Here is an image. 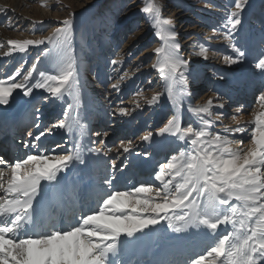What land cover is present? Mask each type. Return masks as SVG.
<instances>
[{"label":"snow or ice","instance_id":"1","mask_svg":"<svg viewBox=\"0 0 264 264\" xmlns=\"http://www.w3.org/2000/svg\"><path fill=\"white\" fill-rule=\"evenodd\" d=\"M249 3L250 0H235V10H228L221 26L223 38L230 42L234 54L224 57L226 64L239 65L245 60L246 49L238 46L239 41L235 37ZM142 11L153 13L154 9L145 7ZM74 18L75 14L73 19L61 21L63 27L55 28L50 35L41 39L22 44L9 42L21 52L25 51V45L45 47L28 69L21 72L17 68L9 76L12 81L10 86H5L0 80V105L15 103L13 93L19 90L23 103L31 104L36 110L28 114L29 119L24 126L38 129L41 125L34 91L47 93L40 97L41 103L55 100L63 105L58 123L46 126L35 136L31 131L27 132L35 142H39L46 133H51L53 128L64 130L71 139L75 126L81 129L86 127L80 123L79 73L71 48ZM117 27L127 29L129 25L119 21ZM133 33L131 31L128 35ZM176 36L177 33L171 31L168 34L170 45L154 49V55L163 54L162 62L153 64L152 68L158 69L159 76L165 81V91L156 93L148 101L149 105H155L161 97L166 96L173 104L175 114L156 135L175 137L185 145L152 174V180L159 182L155 189L159 202L147 195L152 189L143 183L133 189H117L113 183L116 175L110 172L103 180L105 187L99 192L95 207L88 206V193L85 190L73 189V220L61 226L49 209L53 204L62 205L65 189L61 187L64 179L61 173L69 171L73 165L87 167L81 145L72 141L71 149L66 154L56 155L54 161L47 153L14 157L0 152V190L4 193L0 195V217L4 218L0 220V264H135L124 259L129 246L142 241L148 235L145 230L151 231V226L157 225L161 219L166 222L167 229L176 234L163 237L166 243L175 248L186 246L204 232L216 236L224 226L223 234L211 245H206L203 251L182 262L172 261L171 264L264 262V112L255 115L249 135L251 146L246 150H232L229 147L232 141L226 136L209 131L213 121L204 119L202 114L213 115L211 99L203 106L188 105L187 111L200 122L196 127L191 123L182 126L181 109L185 105L177 99L173 85L181 84V95L190 96L189 77L195 81L198 75L190 68L192 62L181 56V45ZM260 36V55L255 67L264 73V32ZM207 52L208 48H202L199 55L207 60ZM42 58L51 59L53 71L38 69ZM110 63L116 66L120 61L112 59ZM15 77L21 79L17 81ZM111 87L119 92V81ZM139 91L142 90H138L137 94ZM24 97H33V100L26 101ZM65 97H72L73 102H66ZM217 100L216 107L224 109L223 96L217 97ZM258 100L264 107V92H261ZM139 107L137 102L136 108ZM242 107H238L236 112L239 113ZM133 111L135 109L124 107L121 102L110 114L129 117ZM222 115H217V120ZM232 119L236 120L237 117L234 115ZM2 120L0 116V122ZM228 131L243 137L246 128L225 129V132ZM103 135L107 136L108 133L104 132ZM141 139L151 142L153 133L149 131ZM240 142L243 144V139ZM35 146L27 142L22 145L24 148ZM56 147L60 148L61 145L57 144ZM119 148L127 153L132 148V142H121ZM111 151V148L107 151L88 148V152L95 155L107 156ZM111 168H116L115 160L111 161ZM5 169L9 170L6 187Z\"/></svg>","mask_w":264,"mask_h":264},{"label":"rangeland","instance_id":"2","mask_svg":"<svg viewBox=\"0 0 264 264\" xmlns=\"http://www.w3.org/2000/svg\"><path fill=\"white\" fill-rule=\"evenodd\" d=\"M234 2L235 0H0V80L4 82L5 86H10L9 76L13 75L17 68L23 70L24 67H27L24 69H28L43 48L42 45V48L39 47L41 49L35 50L36 48L32 45H25V51L21 52L19 48H14L9 43L10 41L22 44L28 40L41 39L50 35L55 28L63 27L60 22L73 19V14H75L71 37L77 41L76 51L78 52L81 83L93 98V108L86 109V113L89 115V126L85 127L84 131L85 133L88 130L93 133L99 129L101 133L108 131L107 136L103 135L96 140L99 141L98 145L95 144L91 147L104 151L111 148L112 151L107 153V157L125 156L126 159L132 160L128 174L136 171L138 166L136 167L135 162L138 161L137 159L142 161L144 158L155 155L156 162L153 164L155 167H152L153 173L160 164L166 163L169 157L177 152L175 147L168 157V149L161 148L167 135L163 137L156 135L158 130L164 127L168 119L174 115L171 111L172 103L164 96L161 97L159 103L148 104V101L156 93L165 91V81L159 76L158 69L152 68L153 64L158 65L162 62L163 54L154 55V49L157 47L167 48L170 45L168 34L174 30L177 33L176 39L181 45V56L192 62L190 68H193L198 75L195 81L189 77L188 82L192 89L193 97L190 100L193 106L206 105L209 99L213 101V104H217V97L224 95L222 94L223 87H231L237 80L235 79L237 74H240L242 78L243 75L251 71L250 76L253 80L249 94V97L252 98L251 106H249L250 111L241 116H236L234 113L228 114L229 119L235 115L238 124L246 128L247 132L242 138L238 134H222L225 129L234 127L236 122L231 119V122L227 123V117L222 118V116L217 120V115L221 112L213 106V115L202 114L204 119L213 121V126L209 129L210 132L226 136L232 141L229 145L232 150L243 139L244 143L238 144L239 149L237 150L242 148L246 150L251 146L249 135L255 115L264 112V107L259 104L258 100L261 92H264V73H261L259 69L254 70L260 54L255 57L252 53H248V48L255 39L252 37L253 33L255 32L257 37L261 38L260 34L264 32V0H250L249 6L245 8L242 14L241 28L235 37L239 41L238 46H243L246 49L245 60L239 65H229L224 62V57L234 54L231 48L226 47V44H230V42L223 38L221 26L226 19L228 10H235ZM145 7L153 8L154 12L144 13L142 9ZM119 21L129 27L127 29L118 28ZM165 21L171 23H165ZM131 31L134 33L128 35ZM202 48H208L207 60L199 55ZM259 49L257 48V50ZM28 52L32 55L31 59H27ZM15 56L23 60L16 62L17 57ZM249 56L253 57L250 62H248ZM112 59L119 60L120 64L113 66L110 63ZM21 65H23L22 68ZM94 70L98 72L97 82L103 88L101 91L93 88L94 81L88 82ZM121 77L123 78L121 79ZM20 79L21 77L17 81ZM117 81L120 83L119 92L110 87ZM239 84L233 86L236 87ZM175 85L181 91V84ZM138 90L142 91L137 94ZM106 93L108 97L113 98L112 103L108 104L107 99L103 98L104 95H107ZM13 94L15 97L16 92ZM21 94L19 93L17 98ZM66 102L71 101L66 100ZM121 102L122 106L135 109L132 116L118 117L110 114L115 106L121 105ZM137 102H139V108H136ZM36 103L38 114L41 117L38 121L41 128L26 127L23 129L22 140L29 142V145H36L27 148L26 154L41 155V147L27 135V132H32L34 129L33 136H35L46 126L51 127L53 123H58L63 105L59 101ZM96 110L98 113L95 112ZM33 111L36 110L33 109ZM102 112L106 114L104 123H102L104 120ZM163 112L166 114L163 115ZM183 113L181 112V115ZM91 115L94 117L91 118ZM97 122L100 125L98 128H94V124ZM199 122V119L191 114L183 121L182 125L186 126L191 123L196 127ZM63 131L59 128L52 130L56 134H61ZM149 131L153 133L151 142L155 145L154 150L151 146H147L148 142L141 139ZM64 139L65 137L61 135L57 143L49 145L50 147H56L57 144L65 146V150L54 154L55 157L58 153L66 154L70 149L67 147L70 145L65 143ZM67 139L69 140V138ZM101 140L104 141L103 144L100 143ZM129 140L132 142V148L131 151L125 153L119 146L121 142L127 144ZM181 147H185L184 142L180 144L179 148ZM145 153L148 155L146 156ZM108 159L110 162L106 160L108 162L106 167L109 171L114 172L117 167L112 169L110 165L113 159L112 157ZM146 185L152 189L149 195L159 202V197L155 195V189L159 186V182L152 180ZM164 246L168 248L167 245Z\"/></svg>","mask_w":264,"mask_h":264},{"label":"bare ground","instance_id":"3","mask_svg":"<svg viewBox=\"0 0 264 264\" xmlns=\"http://www.w3.org/2000/svg\"><path fill=\"white\" fill-rule=\"evenodd\" d=\"M252 37L255 39L252 45L250 46V48H248V53H252L256 57L257 55L260 54V49L257 50V48H260V38L257 37V34H255V32L253 33ZM76 43L77 41H75L73 37H71V48L73 50L72 54L76 58L78 73H79L80 108L78 111H79L80 123L86 125L87 127L89 126V115L88 113H86L87 112L86 109L88 108L90 110L93 108V98H91V94L87 91L86 87L83 88V83H81L82 79L80 77L81 75H80V67L78 64V52L76 51V46H77ZM185 44H188V43L185 42ZM44 47L45 46H43V48ZM226 47L231 48L229 43L226 44ZM34 48H36L35 50H38L37 47H34ZM30 54L31 53H29L27 59H31L32 55ZM248 59H249L248 62H250L251 59H253V57L249 56ZM20 60H23V59L18 58V57L16 58V62ZM99 65L101 64L99 63ZM24 68H27V67H24ZM24 68L23 70H21V72L25 71ZM254 68H255L254 70H258L256 67ZM38 69L44 70V71H53V63L51 59L42 58L41 63L38 65ZM250 75H251V71L250 73L248 72L247 74L243 75L242 78L240 74H237L235 76V79L237 80L235 83L232 84L231 87L227 86L228 88L227 87L222 88V94H224L223 99L225 101L224 109H218L216 107L217 104H213V107L223 114L222 118L227 117L226 118L227 123L231 122V119H232V118L229 119L230 116H228V114L234 113L236 114V116H241L243 113L250 111L249 106H251L250 102H252L251 101L252 98L249 97V94L252 89L251 86H252V80H253V78H251ZM18 78L20 77H16V80ZM98 78H99L98 72L94 70L91 76V79L88 82L91 83L94 81L95 83L92 85L93 88L97 90L99 89V91H101L103 88L100 85V83L97 82ZM8 81L10 82L11 80L9 79ZM238 83H240L238 86L236 87L233 86V85H237ZM188 88H189V91L192 93V89L189 87V85H188ZM173 90L176 94L177 99L180 100L185 105V107L181 109V112H184L182 114V123H183V121L188 116H191V113L187 111V106L192 105L190 99L193 97V95H190V96L181 95V91L178 88H176V85H173ZM19 93L21 92L16 93L15 99L17 100L15 103H10L9 105H0V116H2L3 119L4 117H6V118H10L13 121L12 123L9 121L7 122V124L11 123L12 125L11 135H10V132L7 131V129L2 131L0 134V152L10 154L11 156H14V157L25 155L29 149V148L27 149V148L22 147V145L25 143L22 140L23 131H24L23 129L26 128L24 126V122L27 119H29L28 114L34 112L31 104H25L20 99V97L17 98ZM45 95H47V93H43L39 90L34 91L33 96L35 97V102H40V97L45 96ZM20 96H22V94ZM103 98L107 99L106 102L108 104L113 102V98L110 96L108 97V94L104 95ZM24 100L32 101L33 97L29 99L24 97ZM66 100H70L71 102H73L72 97H65V101ZM241 105L243 107L241 108V111L237 113L236 109L240 107ZM24 106L25 108H23ZM171 111H173V114H175L176 110L174 109L173 104H172ZM95 112L98 113L97 110ZM165 114L166 112H163V115ZM94 115H91V118L94 117ZM103 117H104V120L102 119L103 120L102 123H104L106 120L105 113ZM233 121H235L236 124H234L235 126L230 128L229 130H234L237 127H242V125L238 124L239 123L238 120H233ZM99 125H100L99 122L95 123L94 128H98ZM1 127H2V122H0V128ZM211 127L209 129H211ZM84 130H85L84 128L81 129L79 126L78 127L75 126L71 139L69 138V136L66 134L65 131H63L61 134H56L55 132L46 133V135L44 137H41V140L37 142V144L41 147V155L47 153L49 158L54 161L55 159L54 154L60 150H63L65 146H61L60 148H57V147H50L49 145H51L52 143H57L59 136L63 135L65 137L64 142L70 145V146H67V147H70V149L72 147V141L78 142L81 145V148L84 152L85 159L87 161V167L73 165L69 171L65 173H61V175L64 177V179L61 182V187L65 189L63 193V202H62V205L53 204V206L49 209L50 214L53 216L55 221L61 226H66L68 223L72 222L73 220L72 213L73 211H75V208H74L75 206L73 203V196L75 195V193L73 192V189L85 190L88 193V195L92 197L91 199H89V201L91 202L90 204L91 206L90 205L89 206L90 207H93V205L96 206L98 194L105 187V185L103 184V180L110 172H113L112 170L109 171L107 169L108 167H106V165H108V162H106V160L110 162V159L108 158L112 157V159L115 160L116 162L117 169H115L114 173L117 179L113 183L117 189L119 190L133 189L134 187L140 186L141 183L147 186L146 183H150L152 181V178H151L153 174L152 167H155L153 166V164L154 162H156L155 155H152L149 158H144L142 161H139V159H137L138 161L135 162L136 167L138 166L136 171L132 174H128V168L130 167V163H131L130 161L132 160L128 158L126 159L125 156L107 157L102 154L95 155L93 153L88 152V148H90L91 146H95V144L98 145L99 141H96V140L101 138L103 136V133H101L100 129L95 130L93 133L91 132V130H88V132L85 133ZM33 132H34V129L32 133ZM245 132H247V130ZM96 133H100V135H96ZM12 134L15 135L14 139H12ZM222 134H233V132L224 131L222 132ZM90 136H91V142H90ZM238 136L242 138L240 134H238ZM67 138H69V140ZM180 144H183V142L177 141L175 137L166 136L164 140V145L161 148L166 147L168 149V153H167V156H168L169 154L172 153L171 151L175 147L178 150L180 147ZM238 144L240 145L241 142H238L237 145L234 146V150L239 149ZM147 146H151L153 150L155 148V145L152 142H148ZM151 153L153 152L151 151ZM8 173H9V170L5 169V177H4L5 187L7 186ZM0 195H4L3 190H0ZM147 195H149V193ZM136 198H142V196L136 197ZM67 206H68V211H66ZM3 219H4L3 217H0V220H3ZM151 227H152L151 231H149L148 229L145 230L146 232H148V235L145 236L142 241H140L138 244L129 246V249L124 256L125 260L134 261L135 264H171L172 261L182 262L188 257H194L197 253L203 251L206 245H211L212 243H214L215 240L218 238V236L223 234V229H224V226H221L220 233H218L216 236H212V235H209L207 232H204L201 236L197 237L195 240L191 241L186 246L182 248H175V247L170 246L163 239L165 235H169V234L176 235V234H172L171 230L167 229L166 222L163 219H161V221L157 225L151 226ZM228 227H229V230H231L230 226ZM123 238L124 237L122 236V239ZM164 245H167L168 248H166ZM205 264H208V262L206 261ZM262 264H264V262H262Z\"/></svg>","mask_w":264,"mask_h":264}]
</instances>
